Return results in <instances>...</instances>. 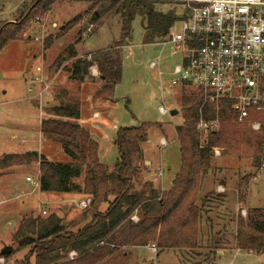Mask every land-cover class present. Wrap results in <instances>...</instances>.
Returning <instances> with one entry per match:
<instances>
[{
  "label": "rangeland",
  "instance_id": "374dc122",
  "mask_svg": "<svg viewBox=\"0 0 264 264\" xmlns=\"http://www.w3.org/2000/svg\"><path fill=\"white\" fill-rule=\"evenodd\" d=\"M94 1L60 0L50 11L33 12L28 19L20 21L24 26L18 37L0 50V159L6 154L37 151L52 161H70L61 143L48 138L42 130L43 122L49 116L48 107L57 102L55 95L67 90L80 103L77 121L98 142L101 162L110 168L119 159L118 129L153 123L147 130V141L140 146L142 179L136 186H143V181L151 176L159 187L168 190L181 168L176 126L183 123L192 95L199 87L169 83L180 53L172 54L170 47L145 41L144 16H137L130 34L124 35L119 16L107 19L101 25H97L98 20H92ZM30 3L31 0H0V26L4 22H16ZM172 5L174 3L168 0L160 7L165 11ZM79 14L83 15L81 22L62 34L61 27ZM102 14L105 19L106 13ZM70 44L75 45L77 57L65 61L56 75L50 76L54 61ZM110 48H116L115 57L121 69L119 81L113 86L112 81L105 82L97 65L91 68L84 81L73 80L72 68L77 58L90 57ZM158 58L163 76H159L157 68L150 67ZM161 105L169 112L161 113ZM172 109H177V114L172 115ZM260 120L264 122V116ZM227 129L229 139L223 144L225 149L216 147L221 155H214L211 176L206 177L198 195L199 199L206 195L210 197L205 206L209 220L205 218L201 224L202 241L198 247L159 252L155 241L150 240L147 245L139 246L138 252L136 248L130 250L128 260L122 257L125 249L121 248L95 264H214L215 257L213 262L211 253L216 251V264H264V253L238 250L234 241L238 217L247 218L255 207L264 211V169L253 167L250 158L240 157L247 134L258 131L248 123L236 121ZM207 135L201 134L202 140ZM228 149L236 150L239 155ZM38 164V161L28 165L0 164V251L11 246L13 252L8 260L4 258L5 264H23L28 252V249L17 251L18 243L13 239L23 219L57 213L66 225L86 211L79 207V198L61 199L63 193L49 194L29 181V177L38 178ZM244 179L249 181L243 185L240 194L239 183ZM222 180L231 182L234 188L228 191L225 187L224 191H219L217 188ZM237 201L242 204L235 207ZM131 220H140L137 211L131 214ZM225 226L226 232L223 231ZM153 245H156V251H152ZM58 252L63 251L59 249ZM220 252L223 255H219ZM68 257L72 259L70 254ZM29 264H34L33 259Z\"/></svg>",
  "mask_w": 264,
  "mask_h": 264
},
{
  "label": "trees",
  "instance_id": "16d2710c",
  "mask_svg": "<svg viewBox=\"0 0 264 264\" xmlns=\"http://www.w3.org/2000/svg\"><path fill=\"white\" fill-rule=\"evenodd\" d=\"M60 0H31L16 22H4L0 26V50L5 44L18 37L23 31L22 19H28L38 10L47 12ZM168 0H95L92 20L101 25L105 20L119 16L124 27V35L131 32L137 16L145 18L146 42L164 37L174 24L184 18L182 5L174 2L167 10L160 5ZM108 3V4H107ZM158 6V7H157ZM106 18L103 19V14ZM83 15L79 14L61 27L62 34L79 24ZM49 38L47 39V41ZM116 48L100 51L91 56L77 58L72 68L73 80L84 81L93 66L97 65L101 77L112 86L121 78V69L115 57ZM74 44H70L58 55L51 66L50 76L56 75L61 65L77 57ZM185 85H191L188 82ZM55 104L47 109L49 115L43 122V131L48 138H54L63 146L70 161H52L37 151L6 154L0 159L3 166L28 165L38 161L40 190L45 192L77 193L92 197L91 206L68 225L62 224L57 213L47 217L23 219L13 239L18 249L26 250L23 264H95L123 246H144L154 240L159 252L198 247L201 240V224L206 217V202L209 195L198 196L205 176L214 168L215 148L225 149L227 127L233 124L234 112L226 100L216 104L206 100L205 91L198 88L192 95L182 124L176 126V137L180 144L181 168L173 185L168 190L145 184L136 186L142 179V164L138 154L141 143L147 141V130L153 123L137 126H123L117 131L116 144L119 159L110 168L101 162L99 144L91 137L90 131L82 126L80 103L67 90L55 95ZM206 117H220L221 126L208 133L202 140L197 130L200 114ZM247 134L246 145L240 157L250 158L255 168H260L264 158V126L258 133ZM239 155L236 150L228 149ZM249 178V177H245ZM239 183V193L244 179ZM222 184L226 182L221 181ZM146 188V189H145ZM211 192L210 194H214ZM200 201H199V200ZM105 206V208H104ZM137 211L140 220H131ZM209 220V219H208ZM235 245L240 250L264 253V211L253 208L247 218L242 215L236 220ZM224 232L227 231L226 226ZM62 250L59 253L58 250ZM75 251L77 255L69 259ZM0 254L5 260L12 255ZM216 264L217 251L211 253ZM125 260L129 255L122 254ZM5 264V263H4Z\"/></svg>",
  "mask_w": 264,
  "mask_h": 264
},
{
  "label": "built area",
  "instance_id": "2783aa9c",
  "mask_svg": "<svg viewBox=\"0 0 264 264\" xmlns=\"http://www.w3.org/2000/svg\"><path fill=\"white\" fill-rule=\"evenodd\" d=\"M170 1L181 3L184 18L154 41L163 48L170 47L172 54L180 53L169 83L188 82L202 88L206 100L216 104L229 101L233 121L248 123L259 131L264 126L260 120L264 116V0ZM150 67L157 68L159 76L164 75L160 58L152 61ZM94 73L98 74L96 69ZM159 109L163 114L169 112L165 105ZM220 126L218 116L206 117L201 113L197 121L201 134L216 131ZM214 153L221 155L216 148ZM261 168L264 169V162ZM39 177L40 172L37 179L28 180L40 186ZM218 190L224 188L219 186ZM91 204L90 196L78 203L82 210ZM152 249L156 251V245ZM76 255L75 251L70 252L71 258ZM4 261L0 257V262Z\"/></svg>",
  "mask_w": 264,
  "mask_h": 264
},
{
  "label": "crops",
  "instance_id": "0c3cea01",
  "mask_svg": "<svg viewBox=\"0 0 264 264\" xmlns=\"http://www.w3.org/2000/svg\"><path fill=\"white\" fill-rule=\"evenodd\" d=\"M104 77H102V79H103ZM104 80V79H103ZM96 114H98V113H96ZM211 176L210 175V173H208L206 176H205V178H204V180L206 179V177L207 176ZM147 181H143V185H145V184H148V186H149V184L150 185H152L155 189L156 188H158L159 187V185L156 183V181L153 179V178H151V176L150 177H147ZM232 183L231 182H228V183H225V184H222V182H220L219 183V185H218V187L219 186H222L224 189H225V187L227 188V190L229 191V189L231 190L232 188H234L233 186L234 185H231ZM161 188V187H160ZM146 189V188H145ZM218 189V188H217ZM216 189V190H217ZM202 190H203V188H202ZM248 190L249 189H247V191H246V193L248 194ZM236 191H237V194H238V189H236ZM54 193H58V194H62L63 192H50L49 194H52V195H54ZM64 194V196L61 198V199H68V200H74L75 198H79L80 200H83L84 199V197L86 198V196H83V195H81V194H77V193H63ZM83 196V197H82ZM228 202H226V204H227ZM239 204H242L240 201H237V202H235L234 203V206L236 207H238L239 206ZM234 206H233V209H234ZM241 206V205H240ZM64 207H68V205L67 204H64ZM243 207V206H242ZM59 216V215H58ZM60 217V216H59ZM61 218V217H60ZM62 219V218H61ZM76 220V219H75ZM74 221V219H72V222ZM70 224V223H69ZM63 225H65V224H63ZM66 225H68V224H66ZM138 247L139 246H123L122 247V249H125V255H129L130 253V250H132V249H134V248H136V252H138L137 251V249H138ZM152 249V248H151ZM239 250V249H238ZM153 251V250H152ZM219 255H223V252H220L219 253Z\"/></svg>",
  "mask_w": 264,
  "mask_h": 264
},
{
  "label": "water",
  "instance_id": "95a60500",
  "mask_svg": "<svg viewBox=\"0 0 264 264\" xmlns=\"http://www.w3.org/2000/svg\"><path fill=\"white\" fill-rule=\"evenodd\" d=\"M177 112H178L177 109H172L171 110V114L172 115L177 114ZM11 252H12V247L11 246H6L0 251V254L4 255V254L11 253Z\"/></svg>",
  "mask_w": 264,
  "mask_h": 264
}]
</instances>
